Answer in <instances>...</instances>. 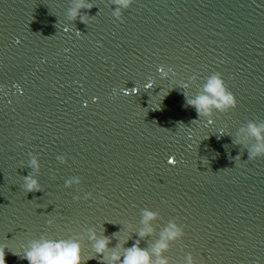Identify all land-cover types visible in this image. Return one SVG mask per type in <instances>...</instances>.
Listing matches in <instances>:
<instances>
[{
    "label": "water",
    "instance_id": "water-1",
    "mask_svg": "<svg viewBox=\"0 0 264 264\" xmlns=\"http://www.w3.org/2000/svg\"><path fill=\"white\" fill-rule=\"evenodd\" d=\"M76 2L0 0L6 264H29L32 239L77 234L84 264H106L88 229L131 247L145 208L159 217L141 247L173 219L184 226L164 253L170 264L189 252L197 264H264V156L248 159L246 131L264 123V0H134L123 20L113 0H83L94 5L81 9L87 23L69 18ZM217 71L238 105L208 124L184 93L195 97ZM30 172L41 191L24 190Z\"/></svg>",
    "mask_w": 264,
    "mask_h": 264
},
{
    "label": "clouds",
    "instance_id": "clouds-1",
    "mask_svg": "<svg viewBox=\"0 0 264 264\" xmlns=\"http://www.w3.org/2000/svg\"><path fill=\"white\" fill-rule=\"evenodd\" d=\"M116 5L113 15L123 20V10L131 7L134 0H113ZM94 5L84 3L83 0H78L74 7L69 8V18L75 21L79 18L82 22L87 23L93 16L86 12L81 14V9H91ZM65 31H68L66 28ZM172 72V69H168ZM196 79V76L192 77ZM151 87V85H149ZM137 91L139 89L137 88ZM185 107H193L198 113L199 118H208L207 123L214 122V113H228L238 105V100L235 94L229 89L227 83L220 72H214L207 77L206 82L202 86V92L195 97L189 98L186 93ZM245 129H241L244 132ZM246 131L249 136L255 139L256 143L248 148V159L254 160L264 156V123H256L255 120L249 121L246 125ZM223 134V129L220 130ZM191 137V132H189ZM233 143H242L241 140H234ZM31 161L29 167L38 169V155L30 153ZM237 155L235 159H239ZM61 162H67L66 156H58ZM73 183L81 184L82 178L79 176L66 181V186H71ZM23 188L26 192H38L42 190L40 181L30 172L24 176ZM91 196L88 193L85 199ZM79 199V197H75ZM159 213L148 208L142 209V223L144 228L138 232L139 239L131 247H124L129 239L119 240L115 247H110L112 237L105 234H98L94 228L88 229V239L92 241V249L95 254L106 264H170L169 259L164 256V253L169 250L170 244L173 241L181 239L185 235L184 226L178 224L175 219L169 221L168 225L161 232L160 239L150 247H141V240L153 234L154 228L151 221L157 219ZM52 223L51 220L48 221ZM7 244H0V264H6ZM119 249H123L121 252ZM19 254V253H17ZM155 257V259L153 258ZM22 259H26L29 264H84V243H82L79 234L67 239H53L47 235H42L39 238L30 240L23 250ZM94 257H89L92 259ZM185 264H197L192 253L189 252L185 258Z\"/></svg>",
    "mask_w": 264,
    "mask_h": 264
},
{
    "label": "snow or ice",
    "instance_id": "snow-or-ice-1",
    "mask_svg": "<svg viewBox=\"0 0 264 264\" xmlns=\"http://www.w3.org/2000/svg\"><path fill=\"white\" fill-rule=\"evenodd\" d=\"M171 163H175V159H173V160L171 161Z\"/></svg>",
    "mask_w": 264,
    "mask_h": 264
}]
</instances>
